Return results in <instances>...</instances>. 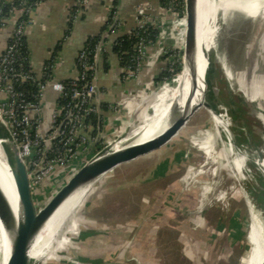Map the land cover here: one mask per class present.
I'll list each match as a JSON object with an SVG mask.
<instances>
[{"label": "rangeland", "instance_id": "1", "mask_svg": "<svg viewBox=\"0 0 264 264\" xmlns=\"http://www.w3.org/2000/svg\"><path fill=\"white\" fill-rule=\"evenodd\" d=\"M182 11L178 17L183 28L181 54L184 62L188 31L186 8ZM246 18L243 15L234 19L226 16L225 22L220 23L217 43L221 58L236 75L235 86L243 87L249 95L256 96L263 104L259 110L261 115H254L233 102L227 105L229 114L222 119L223 122L236 124L239 142L251 143L253 162L261 160L263 156L261 150H264V120L260 118V116L264 118V19ZM154 65L150 63L146 69L150 71ZM190 72H194V69ZM138 75L139 73L134 77ZM191 90L192 88H189L176 95L159 116L171 105L176 106L184 101ZM137 94L135 93L133 95L135 97H131L130 103L128 102L131 118L125 130L129 128L130 131L133 125H140L149 117L150 107L156 95L154 90L141 91L139 95ZM221 95V99L214 103L221 104L227 99L224 90ZM205 103L207 96L200 99L202 107H205ZM249 124H253L259 132L258 134L252 132L247 138L245 132L249 133ZM212 131L211 115L205 108L198 109L189 120L180 144L182 162L170 176L124 195L120 201L94 214L60 238L52 246L51 255L38 264H95L105 258L127 254L128 249L142 251L141 257H148L149 250L152 260L147 264H249L252 250L250 242L252 216L248 197L240 190V184L232 171L224 166L226 152L217 137L216 141L210 142L214 144L216 152L223 157L221 162L210 159L194 146L195 141H206ZM125 135L127 133L123 136ZM115 137L107 139L105 145L110 143L109 140L119 139ZM199 143L203 145V142ZM141 147L143 145L129 153L140 151ZM118 161L110 168L102 187L112 185L113 182L115 184L114 180L113 182L109 180L118 177L122 172L126 175L117 178L121 180L120 182L128 180L137 172L138 157L131 160L130 164L115 166ZM62 169L63 167H58L50 182L61 175ZM100 186L101 184L94 183L79 204L100 189ZM141 222L146 223L143 230L139 231L136 237L132 236ZM100 228L106 229L109 233L116 228L126 230L118 235V238L109 234L110 237L103 240L96 235L97 229ZM148 228L150 230L145 240L143 235ZM130 239L139 249L133 248L134 246L130 248ZM144 250L146 251L143 253Z\"/></svg>", "mask_w": 264, "mask_h": 264}, {"label": "water", "instance_id": "2", "mask_svg": "<svg viewBox=\"0 0 264 264\" xmlns=\"http://www.w3.org/2000/svg\"><path fill=\"white\" fill-rule=\"evenodd\" d=\"M178 0H161L159 11L155 17V38H154V64L157 70L156 87L154 92L158 95L165 87L169 89L175 88L178 84V77L183 69L182 49V26L177 15L176 2ZM192 27V22H191ZM220 23L217 25V30L212 34L213 46L207 52L206 58V83H207V100L205 107L200 104L191 108L185 107L182 111L179 107L172 106L162 116L161 122L157 126H164L166 121L169 122L166 128L145 141L140 151L127 153L116 164H127L134 158L138 157L139 163L136 168L137 172L128 180H118L126 174L110 179L109 181L116 182L112 185H105L98 189L95 193L84 199L83 202L75 207L63 220L59 230L54 237L48 240L46 250L51 251L52 246L68 232L73 231L77 226L84 223L94 214L107 209L109 206L120 201L124 195H129L133 191L140 190L144 187L157 183L166 177L170 176L182 162L181 157V141L184 138V133L187 124L194 113L205 108L211 115L213 131L209 134L206 142L211 140L218 141L224 147L225 152L233 145L236 151L243 156L242 165L248 164L252 172H257L258 175L264 177V150H261L263 156L260 161L251 162V157L254 155L251 149V143L239 142L236 134V124L233 122H223L225 115L222 110L217 109L216 103L221 99V92L225 91L227 97V105L236 102L237 105L251 114H259V110L263 104L252 99L243 88L235 86L228 79L224 69L223 62L219 57V50L215 47V42L219 34ZM192 36H187L186 44L190 43ZM101 47L98 51V59L100 56ZM2 54V53H1ZM0 54V55H1ZM143 69L139 72V75ZM98 67L96 69V80L94 84L95 95L97 99L98 113L101 112V89L98 85ZM155 95V96H156ZM223 99V98H222ZM158 97H155V102ZM192 97L190 98V101ZM223 103V102H222ZM222 103L220 105H222ZM210 109V110H209ZM227 109V106L226 108ZM156 110L150 107L151 119L155 116ZM232 114V113H231ZM262 120V116H260ZM99 124V132L95 140L91 143L88 149L83 153L81 158L74 164L62 170L61 175L53 182L47 181L38 187V192L33 185V180L36 178L38 171L43 168V162L48 156V151L51 142L47 145L44 152V157L41 163L31 170L32 159L30 156L22 157L19 146L7 124L4 117L0 113V142L5 153L8 164L10 165L13 180L15 183L18 195V210L15 209L8 194L0 182V223L2 231L0 236L5 239V250L1 255L4 264H38L42 259L35 258L32 253L36 243H43L45 235L44 230L46 224L61 206L67 196L72 192L76 184L84 176L85 169L90 163L103 151L109 148L113 142L121 139L128 133L129 128L125 130L119 139H113L110 143L101 147V143L105 139V133ZM157 128V127H156ZM61 125L56 130L53 138L59 133ZM249 133L245 135L258 134L257 129L253 124L248 125ZM218 132V133H217ZM228 133L231 136H228ZM260 143L259 135H257ZM263 139L261 138V142ZM199 142L195 141L194 146L207 154L206 149L200 147ZM211 143V142H210ZM214 150V156L221 154L216 152V148L211 143ZM208 155V154H207ZM222 157V156H221ZM226 158V157H225ZM115 164V165H116ZM130 164V163H129ZM122 170V169H121ZM115 176V174H114ZM95 264H117L116 262H100ZM264 264V262H263Z\"/></svg>", "mask_w": 264, "mask_h": 264}, {"label": "built area", "instance_id": "3", "mask_svg": "<svg viewBox=\"0 0 264 264\" xmlns=\"http://www.w3.org/2000/svg\"><path fill=\"white\" fill-rule=\"evenodd\" d=\"M28 1L12 0L11 16L3 15L0 18L4 27L9 18L17 16L14 29L0 55V113L22 157H31V170L41 163L46 147L51 142L43 168L33 180L34 188L38 189L52 179L58 167L64 170L76 163L94 140L90 133L94 124L92 120L98 113L94 84L98 51L101 47V55L104 47L101 39L96 52L86 47L79 52L76 60L78 75L75 78L63 81L54 79V64L46 65L41 74L35 73L29 53L24 48L27 46L26 27L31 20L30 14L40 0L31 4ZM87 2L79 0L77 13L84 10ZM151 10L152 7L147 3L137 5V26L140 29L155 28L156 20L151 16ZM153 37L142 38L139 42L136 64L127 69L128 77L136 76L143 68L154 63V54L149 56L147 52L154 43ZM26 82L36 83L38 92L30 95L24 88ZM48 88L55 91L57 97L46 114L44 96ZM60 125L59 133L53 138Z\"/></svg>", "mask_w": 264, "mask_h": 264}, {"label": "crops", "instance_id": "4", "mask_svg": "<svg viewBox=\"0 0 264 264\" xmlns=\"http://www.w3.org/2000/svg\"><path fill=\"white\" fill-rule=\"evenodd\" d=\"M143 3L152 7L150 14L156 17L161 0H88L84 10L78 13L79 0H42L32 9L31 20L26 27V42L33 71L41 74L47 63L52 61L54 64L53 77L60 81L69 80L78 75L77 55L90 37L101 34L104 51L97 62L98 85L101 89V112L97 113L92 120L94 124L91 126L90 133L95 140L99 132V124H101L105 133L102 143L110 137L120 136L125 131L126 125H129L131 115L128 102L130 103V98L135 97L133 96L135 93L139 95L141 91H146L147 86L154 85V83L156 87L155 65L150 71L146 69L147 67L143 68L137 77H128L126 68L121 65L117 54L112 50L113 42L118 37L135 30L138 24L136 7ZM210 3L216 25H219L221 23L219 14L211 1ZM16 17L13 15L0 29V54L14 29ZM72 17L75 23L71 30L69 24ZM147 52L149 56L155 53L154 43L148 47ZM104 54L107 55L106 58ZM56 97V92L51 88L46 90L44 96L46 114L50 111ZM105 178L98 184H101L100 188L105 183ZM145 224L141 222L132 236L136 237ZM125 230L116 228L109 233L106 229L100 228L97 229L96 235L103 240L105 237L109 238V234L118 238V235L123 234ZM148 230L150 229H145L143 235L145 240ZM129 242H131L129 243L130 248L133 246L137 248L135 244H132L134 242L132 239ZM127 252L116 258H105L96 262L147 264L152 260L149 250L148 257H141L142 251L140 250L129 251L128 249Z\"/></svg>", "mask_w": 264, "mask_h": 264}, {"label": "bare ground", "instance_id": "5", "mask_svg": "<svg viewBox=\"0 0 264 264\" xmlns=\"http://www.w3.org/2000/svg\"><path fill=\"white\" fill-rule=\"evenodd\" d=\"M181 1H182V10L183 9L185 10L186 8V24H187L188 36L191 35L192 39H189L190 43L188 45L186 44L185 41V54H184L185 63L183 62V69H182V72L184 73L178 77L177 86L172 89L165 87L162 93L160 92L158 95L155 96L158 97V100L156 102L154 101L151 105L156 110L155 116L152 119L149 115V117L146 120H144L142 124L133 125L131 130L127 133V135L113 142V144L109 148H107L105 151L99 154L85 169L84 176L76 184L72 192L67 196L64 202L61 204V206L57 209V211L54 213V215L46 224L43 230L47 233L45 235L46 237L44 238V242L43 243L37 242L36 243L37 245L35 246V249L32 253V255L35 258L44 259L47 258L49 255H51L50 250L49 251L46 250L48 240L54 237L56 232L59 230L63 220L75 207H77V205L79 204L80 200L87 192V190L94 183L99 184L100 182L104 181V178L109 173L110 168L116 161L120 160L119 158L123 157L125 154L129 153L130 151H133L139 148L140 146L144 145L145 141L157 135L158 133L162 132L166 128L165 126H167L169 123L167 121H166L167 125L165 124L162 127L157 125L161 122L162 116L166 113V111L160 116L159 114L162 112L163 108L169 104L170 100H172L176 95L180 94L182 91L192 88L191 92L186 97V99L175 106V107H179V109L182 111L185 107H187L190 110L191 108L198 106L200 104V99L202 97L207 96V94H203L205 92L207 93V88H208L206 83L205 57L207 56V52L211 49V46H213L212 34L217 30V25L214 20L211 9V3L210 0H181ZM211 2L213 6H215V9L219 14L221 23L225 22L226 16H230V19L231 18L234 19V17L237 16L239 17L242 15L247 18H253L255 20H257L258 18L264 19L263 0H211ZM180 5H181L180 0H178L176 2L177 15L182 11L178 8ZM191 22H192V27H191ZM214 44L215 47L218 48L217 41ZM219 57L223 62L224 69L227 73L228 79L230 80L231 83L234 84L236 80V79L234 80V78L236 77V75H234L231 69L229 68V66L225 64V62L220 56V52H219ZM192 69H194V72H190ZM239 87L243 88L241 86ZM244 91L246 92V90ZM247 95L249 94L247 93ZM249 96L252 97V99L254 100L260 101V99L256 98V96H251V95ZM191 97L192 100L190 101ZM207 102L209 101L207 100ZM222 102H223L222 105L216 103L217 106L216 108L220 109V111L222 110L221 113L225 115V112H228V110L225 109L227 106V101L225 99ZM228 114L229 113H227V115ZM228 136H231V134L228 133ZM203 145L206 146L203 147ZM203 145L200 143V147L206 149L208 157L210 159H214L217 162L218 161L221 162L222 160L221 158L223 157H221L220 155L216 157L214 156L213 154L214 148L210 142L205 143L204 141ZM227 151L228 152H226V160H225L226 162L225 163L222 162V163H224L225 164L224 166L228 167L232 171L235 179L240 184V190L248 197L247 200L249 201L251 208L250 212L252 216V222H251L252 230L250 233V242L252 244V250L248 262L249 264H263L264 262V177L258 175L256 171L252 172L248 164H246L245 166L242 165L243 156H241L236 151L233 145L231 146V148L229 147ZM261 164L264 165L263 162ZM0 182L3 188L5 189L6 193L8 194V197L10 198L11 202L14 204L15 209L18 210V195L13 180L11 168L6 159L1 142H0ZM1 231L2 228L0 223V233ZM5 242H6L5 239L3 240V238L0 236V264H4L1 255L3 254L6 247Z\"/></svg>", "mask_w": 264, "mask_h": 264}, {"label": "trees", "instance_id": "6", "mask_svg": "<svg viewBox=\"0 0 264 264\" xmlns=\"http://www.w3.org/2000/svg\"><path fill=\"white\" fill-rule=\"evenodd\" d=\"M11 1L12 0H0V18L4 15L5 17L11 16L10 9H11ZM17 1V0H15ZM38 0H29L28 3H34ZM42 1V0H40ZM211 1V0H210ZM180 6L178 7L180 10H182V1L180 0ZM3 16V17H4ZM73 18L70 21V29H73L75 21H73ZM2 28V22H0V29ZM154 36L155 38V28L153 29L152 27H146L140 29L138 26H136L135 30L130 33V34H124L120 37H118L112 45V50L117 54L119 61L121 65L126 68V70L129 67H132L136 64V57L138 55V44L141 41L142 38H150ZM102 36L101 34L96 36V37H90L87 42L85 47L92 50L91 52H96L97 47L99 42L101 41ZM29 53L28 47L26 46L24 48V51ZM104 58L107 57L106 54L103 55ZM53 64L52 61H49L47 65ZM91 75L89 76V78ZM24 88L29 94L31 95L32 93H37L38 92V87L36 83L33 82H26L24 84ZM155 89V83L154 85L147 86V90H154ZM105 144L102 143L101 147H103Z\"/></svg>", "mask_w": 264, "mask_h": 264}]
</instances>
